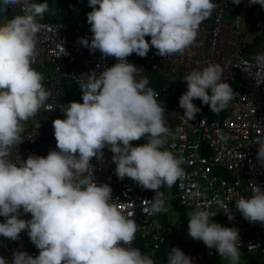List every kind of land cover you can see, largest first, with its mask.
Returning <instances> with one entry per match:
<instances>
[{
    "label": "clouds",
    "instance_id": "1",
    "mask_svg": "<svg viewBox=\"0 0 264 264\" xmlns=\"http://www.w3.org/2000/svg\"><path fill=\"white\" fill-rule=\"evenodd\" d=\"M79 1L74 2L82 9ZM88 2L92 36L90 42L83 37L80 43L90 52L98 50L102 57H115L116 63L77 80L82 103L69 102L60 110L64 118L52 121L58 150L13 161L11 150L24 141L27 123L51 95L42 84L43 74L32 67L39 56L41 24L37 18L43 19L50 5L48 0H0V216L5 218L0 222V236L15 241L26 231L39 249L36 256L15 250L10 262L0 256V264H155L132 246L138 225L113 203L111 186L95 182L90 161L102 159L107 147L118 178H130L155 192L153 214L168 210L160 188H171L185 175L183 158L165 147L169 137L174 139L183 130L173 133L159 94L148 86L147 77L138 79L142 69L127 57L133 53L146 57L151 48L161 57L183 54L196 45L201 23L213 16L218 5L213 0ZM257 3L264 7V0H249L250 5ZM17 6L23 14L3 18L2 14ZM252 36L253 43L258 34ZM242 64V71L257 85L264 83V52ZM222 77L219 63L185 75L187 91L180 96L179 106L187 120H194L201 111L194 99L215 114L229 107L235 90ZM142 137L146 143L134 146L132 141ZM256 143L257 159L264 164V138ZM251 192L250 197L235 200V209L246 221L264 225V188L257 185ZM200 196L199 191L190 194L193 200ZM216 203L222 205L219 199ZM22 213H30L31 218H20ZM225 214L230 221L235 218L232 211ZM215 215L197 203L189 214L188 235L214 248L229 264H240L239 229L214 222ZM168 264H193V260L179 247H172Z\"/></svg>",
    "mask_w": 264,
    "mask_h": 264
},
{
    "label": "built area",
    "instance_id": "2",
    "mask_svg": "<svg viewBox=\"0 0 264 264\" xmlns=\"http://www.w3.org/2000/svg\"><path fill=\"white\" fill-rule=\"evenodd\" d=\"M213 2L218 5L213 16L201 23L196 45L183 54L161 57L156 54L155 48H151L146 57L129 56L127 59L142 69L138 79L147 77L149 81L147 71L156 72L163 80L161 91L166 94L182 95L186 92L187 83L183 79L192 70L202 69L209 63L222 66V78L235 90V98L221 116L208 118L199 112L194 120L189 121L183 116L184 110L179 111V106L168 107L167 119L173 133L177 128L183 131L176 133L174 139L169 137L165 147L183 158L181 167L185 175L172 186V196L162 189L159 191L166 198L165 207L169 201L176 199L180 206L195 211L199 203L204 210L216 214L212 217L214 222L238 228L240 248L250 255H260L264 264V233L261 230L264 225L246 221L235 209V200L250 197L254 186L264 188V164L257 159L259 145L256 143V139L264 138V83L257 85L255 79L241 69L242 62L251 59L247 51L253 36L240 29L235 13L227 14L235 3L233 0ZM71 9L77 17L75 28L78 33L74 35L60 21L37 18L41 24L37 36L40 44L38 58L42 57L51 67L49 75L43 77L44 88L51 95L48 104L42 108L41 124L23 132L24 141L11 150L10 159L13 161L27 159L30 154L46 156L50 150L56 149L52 121L63 119L64 113L60 110L72 102L67 97L66 81L79 85L77 80L81 75L86 76L92 70L99 73L116 63L115 57H102L98 50L90 52L80 43L83 37L90 42L91 26L76 2L71 3ZM8 11L23 14L19 6ZM258 52H264V47ZM252 72L254 74L255 69ZM73 101L82 103V100ZM200 102L199 99L193 100L197 107ZM132 143L135 146L146 143V140L142 137ZM112 156L113 153L105 147L102 159L92 158L93 178L98 184L108 183L115 199L113 203L136 221L138 231L132 246L140 238L150 250L149 254L153 255L165 242L166 232L172 237L173 247H179L189 255L193 264H209L217 255L216 250L198 245L173 227L165 226L161 220L163 212H151L155 192L142 188L130 178H118ZM196 191L201 196L193 200L190 194ZM217 199L222 201V205L216 203ZM225 211H232L235 218L230 221ZM169 219L172 220V217ZM28 253L36 256L39 249L36 247ZM165 264H168V258Z\"/></svg>",
    "mask_w": 264,
    "mask_h": 264
},
{
    "label": "crops",
    "instance_id": "3",
    "mask_svg": "<svg viewBox=\"0 0 264 264\" xmlns=\"http://www.w3.org/2000/svg\"><path fill=\"white\" fill-rule=\"evenodd\" d=\"M35 2L41 3L43 2V0H35ZM48 3L50 5V10L47 13H45V15H48L50 16V18L55 19L57 21L63 22L67 30L70 32V34L78 33V29L75 28L77 17L74 16L75 18H73L72 16L73 13L69 11L66 4L60 0H48ZM81 6L85 14V17L87 18V13H89L92 10L91 7L89 6L88 0H81ZM83 6H85L86 8H83ZM231 13H235L237 24L242 30L250 32L251 35L258 34V37H257L258 39L256 40V42L258 40L259 41L257 43L253 42L249 46L248 51H247V56L252 57L254 54L258 52L259 48L261 49V47H264V36H263L264 7H262L258 3L250 5L249 0H241L239 4H234L232 9L228 11V15ZM16 14H19V13L8 11L2 14V16L4 19H8V18H11V16L16 15ZM71 19L73 20L70 21ZM0 22H3V21H0ZM260 44H262V46H260ZM38 49H40L39 42H38ZM32 67L35 68L37 71L41 72L43 74V77L48 76L51 71V67L42 57H39L37 63L33 64ZM42 84L45 87V83L43 81H42ZM75 100H82V97L75 99ZM182 110L184 109L179 106V111H182ZM42 111L43 109H41L37 113L36 117L33 120L27 123L24 132L31 131L34 127L41 124L42 121H41L40 116L42 114ZM211 113L213 112L211 111L210 107H206L205 115H209ZM163 191L169 194L167 189ZM168 203L171 204V201H169ZM169 204L168 205L166 204V208L169 207ZM168 211H169V217H173L174 213H172L170 210ZM20 218L30 219L31 214L22 213ZM4 219H5L4 217L0 216V222H3ZM164 219L166 220V217L162 218L161 220L164 221ZM35 248L36 246L30 241L26 231H22L20 233V238L15 241L7 239L3 236H0V256H3L9 262L12 260L13 252L15 250L29 252ZM217 255L213 257L209 262L215 263V258H217ZM213 263H210V264H213Z\"/></svg>",
    "mask_w": 264,
    "mask_h": 264
},
{
    "label": "trees",
    "instance_id": "4",
    "mask_svg": "<svg viewBox=\"0 0 264 264\" xmlns=\"http://www.w3.org/2000/svg\"><path fill=\"white\" fill-rule=\"evenodd\" d=\"M74 1L75 0H64V3L66 4L67 8L69 9L70 3L74 2ZM79 2L81 4V0ZM83 8H86V7L83 6ZM69 11H71V10L69 9ZM72 16H73V18H75L74 13ZM45 19L49 20V21L55 20V19L50 18V16H48V15H45ZM72 20L73 19H71L70 21H72ZM74 34H77V33H74ZM257 39L258 38L255 39V41H254L255 43H257L259 41L258 40L256 42ZM148 40L150 41V38ZM133 56L138 57V55H136L135 53L130 55V57H133ZM147 73H148V77L150 79L149 80V87H152L159 94L157 97L158 102L162 106H165L166 116H167V118H169L168 107L169 106H179L180 95L175 94V93L166 94L165 92L161 91L162 90L161 89V83L163 81L162 78L156 72L147 71ZM65 86L67 88V97L71 101L82 97V90L79 87V85H74V84L70 83L69 81H66ZM201 106H206V104H203L202 102H200L199 103L200 109H201ZM223 112H224V110L221 111L219 114L211 113V114H209L210 116L207 115V117L209 116V118H217L218 116H221L223 114ZM200 113H202V112L200 111ZM171 208L173 209V211H175L178 214V217H179L181 223L183 225L188 226V217L185 214L186 208L180 206L176 199L171 200ZM164 217H165V215L163 214L162 218H164ZM163 224L165 226H168V222H166L165 219L163 221ZM164 235L166 237L165 242L163 243V245L158 250H156V252L153 255L149 254L150 250H148V248L146 249V246L144 245L143 241L140 240V238L138 239V241L136 242L134 247L139 248L141 250L142 254H147L150 257H152L155 261V264H165L166 259L168 258L170 248L173 247V243H172L171 237L168 233L165 232ZM240 253H241L243 259L245 260V262L247 264H262L259 257L257 258L258 255H250L245 249H242V248H240Z\"/></svg>",
    "mask_w": 264,
    "mask_h": 264
},
{
    "label": "rangeland",
    "instance_id": "5",
    "mask_svg": "<svg viewBox=\"0 0 264 264\" xmlns=\"http://www.w3.org/2000/svg\"><path fill=\"white\" fill-rule=\"evenodd\" d=\"M263 36H264V29H263ZM260 46H262V44H260ZM207 105L206 106H201V112L205 114V109H206ZM160 189L162 190H165L167 189L168 193L172 196V194L174 193V189L169 188L167 186H163L161 187ZM169 204V203H168ZM167 204V205H168ZM168 210H170L173 214V217H172V220L169 219V211L167 210L166 212H164V215L166 217L167 220H165L166 222H168V227L169 228H174L176 229L183 237H187V238H190L191 240H193L194 242H196L198 245H205L202 241H197V240H194L192 239L189 235H188V226L186 225H183L178 217V214L173 211V209L171 208V204H169V207H167ZM193 212L191 208L189 207H186L185 209V214L186 216L189 218V214ZM262 230V233H264V227L261 228ZM259 257L261 263H263V259L261 256H257V258ZM218 258V259H217ZM217 258H215V263L213 262H209L210 263H213V264H229V260L228 259H225L223 257H220L219 255H217ZM240 264H247L245 262V260L243 259L242 255H241V258H240Z\"/></svg>",
    "mask_w": 264,
    "mask_h": 264
}]
</instances>
